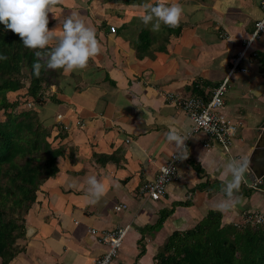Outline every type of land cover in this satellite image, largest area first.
I'll return each mask as SVG.
<instances>
[{"label":"crops","instance_id":"obj_1","mask_svg":"<svg viewBox=\"0 0 264 264\" xmlns=\"http://www.w3.org/2000/svg\"><path fill=\"white\" fill-rule=\"evenodd\" d=\"M262 1L178 0L185 8L179 27L162 26L158 33L139 18V5L157 0H62L54 8L50 30L60 35L65 19L77 13L95 29L101 52L83 72L59 71V82L50 85L41 119L51 130L49 141L64 153L58 173L42 184L25 215L26 238L19 244L26 251L9 264H94L108 247L91 230L120 227L129 230L113 264H154L173 233L218 211L221 173L233 159L247 157L250 171L241 184L242 203L222 213L223 224L264 212V186L251 187L252 174L264 170V34L242 63L247 71L228 81L222 112L239 125L229 150L203 132L192 133L190 118L168 98L209 99L253 34ZM171 130L185 138L187 151L166 195L153 201L141 188L180 150L167 140ZM90 176L106 188L95 205L84 198ZM119 205L126 208L116 211Z\"/></svg>","mask_w":264,"mask_h":264},{"label":"trees","instance_id":"obj_2","mask_svg":"<svg viewBox=\"0 0 264 264\" xmlns=\"http://www.w3.org/2000/svg\"><path fill=\"white\" fill-rule=\"evenodd\" d=\"M0 54L8 57L0 60V108L5 115L0 121V142L8 144L0 153V264H9L26 251L19 244L26 238L25 215L42 184L58 173V158L64 153L49 141L51 130L39 112H15L20 103L8 98L14 91L11 80L20 77L28 81L24 96L40 107L50 98L46 87L55 84L52 77L56 79L61 70L42 67L37 77L34 51L25 48L18 35L5 31L3 24ZM166 216L162 214L159 224ZM154 264H264V225L223 224V214L212 210L195 227L173 233Z\"/></svg>","mask_w":264,"mask_h":264},{"label":"clouds","instance_id":"obj_3","mask_svg":"<svg viewBox=\"0 0 264 264\" xmlns=\"http://www.w3.org/2000/svg\"><path fill=\"white\" fill-rule=\"evenodd\" d=\"M61 2L0 0V24L4 25L5 31L18 35L25 48L34 51L36 61L33 70L37 77L42 67L65 73L83 72L88 68L89 61L101 52L95 29L86 25L77 13L65 19L60 35H57L56 29H49V14H53L54 8ZM139 7L143 9L140 20L146 27L150 25L149 30L153 33L160 32L162 26L172 29L179 27L185 15V8L178 0L171 3L169 0H157L155 4L145 2ZM7 59V56L0 54V60ZM227 131L232 132L233 129ZM167 140L178 148L185 145V138L176 130L167 133ZM248 171L247 157L230 160L224 165L221 173L224 178L221 188L223 198L214 203L216 210L228 214L242 203L241 184ZM86 183L88 187L84 198L92 205L99 203L106 195L104 183L96 176L88 177Z\"/></svg>","mask_w":264,"mask_h":264},{"label":"built area","instance_id":"obj_4","mask_svg":"<svg viewBox=\"0 0 264 264\" xmlns=\"http://www.w3.org/2000/svg\"><path fill=\"white\" fill-rule=\"evenodd\" d=\"M262 17L255 23V29L250 39L246 41L242 50L231 59L229 73L223 83L214 89L209 99L200 97H182L180 95L169 94V100L180 110H182L192 122V133L203 132L210 139L219 143L225 150H229L234 140L238 136L239 125L234 120L228 118L222 109L225 105V97L228 91V81L234 73L246 72L242 66L244 59L249 54V49L255 40L260 39L264 34V0L261 2ZM116 26L111 27V32L116 33ZM231 128L232 132L227 130ZM187 151V142L179 151L172 153L164 165L160 167L155 180L145 183L141 188V193L153 201H159L166 193L168 186L176 179L178 165L181 161V153ZM167 170V171H165ZM263 180H256L252 183V189L261 190ZM126 208L119 205L115 208L120 211ZM244 223L264 225V212L247 213L243 217ZM128 227H120L114 230L98 231L92 229L91 233L97 240L108 247V251L103 257L97 259L94 264H113L118 256L128 233Z\"/></svg>","mask_w":264,"mask_h":264},{"label":"rangeland","instance_id":"obj_5","mask_svg":"<svg viewBox=\"0 0 264 264\" xmlns=\"http://www.w3.org/2000/svg\"><path fill=\"white\" fill-rule=\"evenodd\" d=\"M62 71V70H61ZM58 76V74L56 75V77ZM54 83L57 84V80L54 79L52 77ZM59 82V81H58ZM11 83H12V86H13V89L14 91H11L9 95V99L11 101L13 100H19V106L17 108H15V112L16 113H19V112H22V111H27V110H35V111H39V115L41 116V111L43 109V107L46 105H43V106H35L33 103L30 102L29 99H27V97L24 96V94L26 93V90L25 88L27 87L28 85V81L21 79L20 77L17 78H13V80H11ZM46 91H47V94L48 92L51 91V88L50 86L49 87H46ZM48 97H51L49 94H48ZM4 109L0 108V121H4L5 120V115H4V112H3ZM51 111V108H45L44 112H43V116H46L47 112ZM43 122V121H42ZM8 149V144L6 143H1L0 142V153L6 151ZM244 223V220L241 219L240 223Z\"/></svg>","mask_w":264,"mask_h":264},{"label":"water","instance_id":"obj_6","mask_svg":"<svg viewBox=\"0 0 264 264\" xmlns=\"http://www.w3.org/2000/svg\"><path fill=\"white\" fill-rule=\"evenodd\" d=\"M251 179H253V181L254 180H264V170L263 171L261 170L258 173H253ZM263 186H264V183H263Z\"/></svg>","mask_w":264,"mask_h":264}]
</instances>
